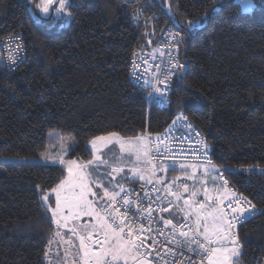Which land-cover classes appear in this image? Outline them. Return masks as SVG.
<instances>
[{
	"label": "trees",
	"instance_id": "trees-1",
	"mask_svg": "<svg viewBox=\"0 0 264 264\" xmlns=\"http://www.w3.org/2000/svg\"><path fill=\"white\" fill-rule=\"evenodd\" d=\"M38 2L0 0V39L21 36L27 51L15 71L0 68V156L36 157L54 131L75 137L72 158L90 160L95 136L161 133L183 112L205 136L212 162L226 169L229 187L256 206L237 228V264H264V175L240 172L264 168L261 0L251 12L235 0H215V10L213 0H170L172 12L166 0H71L72 17L51 24L36 15ZM202 18L200 29L187 28ZM171 28L184 37L187 69L171 84V106L150 107L129 80L130 64ZM66 176L59 165L0 163V264H48L43 253L56 226L39 192ZM55 253L53 245V264Z\"/></svg>",
	"mask_w": 264,
	"mask_h": 264
},
{
	"label": "snow or ice",
	"instance_id": "snow-or-ice-1",
	"mask_svg": "<svg viewBox=\"0 0 264 264\" xmlns=\"http://www.w3.org/2000/svg\"><path fill=\"white\" fill-rule=\"evenodd\" d=\"M166 3L172 12L170 0ZM243 3L245 12L257 7L256 0H243ZM260 6L264 7V0ZM32 7L38 9L36 15L47 18L44 22L49 24L58 17L71 18L73 15L71 0H39ZM211 7L215 10V0ZM134 19L140 20L139 10ZM204 22L203 18L188 20L186 26L189 30H198ZM183 40L180 33L168 32L164 43L176 55L167 53L170 68L166 71L161 72L159 65L141 57L146 66L143 72L151 73L143 81L152 87L147 93L149 103L154 94L166 97L171 78L183 71L184 65L178 56ZM148 43L151 44V40ZM156 51L160 49L154 50L153 58ZM10 61L15 64V57H10ZM133 68L139 69L140 66L133 62ZM134 79L140 77L134 76ZM187 120L188 117L181 112L172 121V126L184 124ZM184 127L192 130L190 123ZM169 135L170 129L155 136L145 131L128 139L115 131L98 135L89 141L93 158L87 162L65 161L61 156L53 159L42 154L45 162L65 165L67 170V176L51 189L55 194L54 202H49L47 191L39 192L42 206L51 214L50 222L56 226L43 253L48 264H53V245L57 246L55 264H185V261L188 264H237L242 246L236 225L255 215L256 206L229 187L224 176L226 169L221 171L211 161L207 154L210 146L204 139L198 141L199 149L188 150L204 153V159L196 155L194 160L186 162V150L181 147L174 151ZM172 139L191 143L186 135ZM111 145H118V152L105 156L103 149ZM65 147L61 144L62 150ZM255 167L249 166L245 170L251 172ZM177 169L181 170L184 179L194 182L191 188L187 183H178L179 176L165 183L169 170ZM201 169L204 177H211L213 187L206 186V179L199 180L205 186L204 199L198 201L199 189L195 184L197 172ZM260 170L264 172V168ZM158 172L164 175L157 176ZM136 181H143L141 191L126 187L129 182ZM184 193H190L189 197L184 198ZM85 216L94 222L70 224ZM60 245L69 246L64 248V258H60ZM69 248L75 251L70 252ZM184 250L193 253L197 259L189 256L177 261L176 257L183 256ZM69 255L73 257L70 262L66 259Z\"/></svg>",
	"mask_w": 264,
	"mask_h": 264
},
{
	"label": "built area",
	"instance_id": "built-area-1",
	"mask_svg": "<svg viewBox=\"0 0 264 264\" xmlns=\"http://www.w3.org/2000/svg\"><path fill=\"white\" fill-rule=\"evenodd\" d=\"M168 32L180 33L182 35V32L177 28L168 29L164 33L163 39L158 46L148 51L136 52L135 54L138 53L139 55H133L130 68H129V74H128L129 80L131 81V83L134 84L138 89L142 91L143 98L146 101V103L150 107L157 106L161 109H168L172 104L170 87L173 81L175 80V78L179 75V72H177V74L171 78V82L167 89L166 97H160L158 94H154L152 98V102L149 103V98L147 96V93L152 91V87L150 85L144 84L143 81L147 80L149 76L151 75V73L143 72V69L146 66L142 64L141 57L143 56L147 58L149 60V63L151 64L159 65L161 72L168 70L170 68V64H169V55H167V53H171L173 56L176 55V52L172 48L167 47L166 44L164 43V40L167 38ZM157 48H159L160 51H156L155 57L153 58L152 53ZM161 52L165 54L161 55ZM178 56H179V61H180V48H179ZM10 57H15V60H16L15 64L11 63ZM26 58H27L26 45L24 43V39L21 36H8V37H4L0 39V68L5 69L6 71H9V72L15 71L26 60ZM133 62H135L136 65H139L140 68L134 69ZM134 76L140 77V79H134ZM160 87L163 88L164 85H160ZM175 117L173 118V120L175 119ZM172 121L168 125V127L161 133H164L166 130L170 129L169 143L173 145L174 151H178L179 148L183 147L186 150V162H190L194 160L196 155H199L200 159L203 160L204 153L188 151L189 149H199L200 144L198 143V141L200 139H204L206 141L205 136L201 133L199 128L189 118L187 121L184 122V124L190 123L192 125V130H188L187 128L184 127V124H181V123H178L177 125L172 126ZM149 133H151L153 136L156 135V133H152V132H149ZM197 133H199L200 135L197 136ZM157 134H160V133H157ZM185 135L190 138L191 140L190 144L186 142H182L179 139H176L175 141H173L172 139L173 137H180V136H185ZM207 154L212 161L211 149L208 151ZM177 159L179 160L180 157L177 156ZM167 162H170V161H166V163ZM261 168L262 167L257 166L251 172H249L245 170L247 168L243 167V168H240V172L243 174L264 175V172L260 170ZM142 183L143 182H140L139 184L134 186L133 189H135L136 191H141ZM160 194L163 195V193H160ZM173 211H175V209H173ZM163 215L168 216L169 214L163 213ZM160 239L163 240V238H160ZM149 243H151V241H149ZM189 256H191L193 259H197L193 253H190L187 250H184L183 256H177L176 259L177 261H179ZM185 264H188V261H185Z\"/></svg>",
	"mask_w": 264,
	"mask_h": 264
},
{
	"label": "rangeland",
	"instance_id": "rangeland-1",
	"mask_svg": "<svg viewBox=\"0 0 264 264\" xmlns=\"http://www.w3.org/2000/svg\"><path fill=\"white\" fill-rule=\"evenodd\" d=\"M235 2L238 3L241 6V8L245 11V6H244V3H243V0H235ZM253 10L254 9L249 10L248 12H251ZM53 14L55 15V13H53ZM125 139H128V138H125ZM61 144H64L66 146L64 150L61 149ZM75 148H76V140H75V137L73 135H71V134H62L60 132H54L53 131V132H49L48 135H47V142H46L45 149L42 152H40L36 157H33V158H24V157L7 158V157L0 156V163L4 164V163H7V162H9L11 160H16V161L22 162V163H42V164H46V165H58V164L52 163V161L45 162L41 158L42 154L50 155L53 159H55L57 156H61V158L64 159L65 161L76 160L78 163L87 162L88 160H84V159H81V158H72L70 156L74 152ZM110 149H111V151H110ZM112 152H118V145H111V146H109V148L103 149V153L105 154V156L111 155ZM167 163H170V162H167ZM59 166H62L66 170V166L65 165H59ZM216 166L221 171L225 170L224 167H221V166H218V165H216ZM66 172H67V170H66ZM126 172H127V169H126ZM169 172H170V170H169ZM169 172L166 175L165 183H167L172 177H176V176L181 177V180L178 181V183H187V184H189L190 188H191V186L194 183L192 180L184 179L183 173L179 169H177L174 174H170ZM161 175H164V173H160V172L157 173V176H161ZM117 179H119V177H117ZM201 179H206L207 180L206 186L209 189H211L213 187V182H212L211 177L210 176L209 177H204L202 169L200 171H198L197 172V182L195 184L196 189H199V194L196 197V199L198 201L204 199L203 187L205 185H201L198 182ZM137 182H143V181H137ZM129 185H131V188H132V184H130V182L126 185V187H129ZM174 190H175V186H174ZM96 191L99 192V189H96ZM48 193H49V196H50L49 202L50 203L54 202L55 194L51 193V191H49ZM189 195H190V193H184V198H188ZM237 195H239V194H237ZM93 222H94V219L85 216V217H81V219L79 221L70 222V224L71 223L84 224V223H93ZM239 224L240 223H238L236 225V232H237V228H238ZM63 231L65 232V234L67 236V234H68L67 233V229H65Z\"/></svg>",
	"mask_w": 264,
	"mask_h": 264
},
{
	"label": "flooded vegetation",
	"instance_id": "flooded-vegetation-1",
	"mask_svg": "<svg viewBox=\"0 0 264 264\" xmlns=\"http://www.w3.org/2000/svg\"><path fill=\"white\" fill-rule=\"evenodd\" d=\"M65 247H69V246H66V245H60L59 246L60 258H64V248ZM55 248H56V251H57V246L56 245H55ZM69 251L70 252H74L75 249L69 248ZM72 258L73 257L71 255H69L68 257H66L67 261H69V262L72 260Z\"/></svg>",
	"mask_w": 264,
	"mask_h": 264
},
{
	"label": "water",
	"instance_id": "water-1",
	"mask_svg": "<svg viewBox=\"0 0 264 264\" xmlns=\"http://www.w3.org/2000/svg\"><path fill=\"white\" fill-rule=\"evenodd\" d=\"M186 69H187V67L184 65L183 71L182 72H179V77L180 78L184 76V74L186 72Z\"/></svg>",
	"mask_w": 264,
	"mask_h": 264
},
{
	"label": "crops",
	"instance_id": "crops-1",
	"mask_svg": "<svg viewBox=\"0 0 264 264\" xmlns=\"http://www.w3.org/2000/svg\"><path fill=\"white\" fill-rule=\"evenodd\" d=\"M130 184H131V182H130ZM134 186H135V185L132 184V188H133ZM129 188H131V185H129Z\"/></svg>",
	"mask_w": 264,
	"mask_h": 264
}]
</instances>
